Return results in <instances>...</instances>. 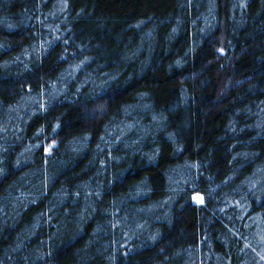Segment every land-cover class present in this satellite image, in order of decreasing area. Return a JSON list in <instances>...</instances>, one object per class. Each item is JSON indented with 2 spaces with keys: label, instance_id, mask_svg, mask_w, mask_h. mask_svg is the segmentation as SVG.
Here are the masks:
<instances>
[{
  "label": "trees",
  "instance_id": "obj_1",
  "mask_svg": "<svg viewBox=\"0 0 264 264\" xmlns=\"http://www.w3.org/2000/svg\"><path fill=\"white\" fill-rule=\"evenodd\" d=\"M0 264H264V0H0Z\"/></svg>",
  "mask_w": 264,
  "mask_h": 264
},
{
  "label": "rangeland",
  "instance_id": "obj_2",
  "mask_svg": "<svg viewBox=\"0 0 264 264\" xmlns=\"http://www.w3.org/2000/svg\"><path fill=\"white\" fill-rule=\"evenodd\" d=\"M195 201H196V203H199L200 199L198 197H195Z\"/></svg>",
  "mask_w": 264,
  "mask_h": 264
}]
</instances>
